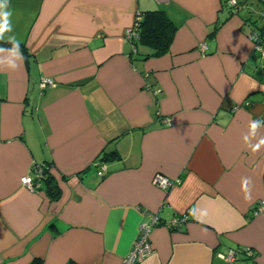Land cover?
<instances>
[{"label": "crops", "instance_id": "crops-1", "mask_svg": "<svg viewBox=\"0 0 264 264\" xmlns=\"http://www.w3.org/2000/svg\"><path fill=\"white\" fill-rule=\"evenodd\" d=\"M247 3L234 13L227 0H9L0 264H121L148 213L186 220L179 230L155 226L141 264H264V211L254 213L264 145L252 150L264 123L249 127L264 121V53L248 38L264 25V0ZM152 10L176 31L165 54L145 57L151 48L133 51L124 33ZM12 36L27 54L1 45ZM41 78L54 83L41 90ZM112 151L100 176L95 162ZM45 162L56 198L20 184ZM157 173L181 182L162 190ZM230 249L252 256L217 257Z\"/></svg>", "mask_w": 264, "mask_h": 264}, {"label": "built area", "instance_id": "built-area-1", "mask_svg": "<svg viewBox=\"0 0 264 264\" xmlns=\"http://www.w3.org/2000/svg\"><path fill=\"white\" fill-rule=\"evenodd\" d=\"M155 1L158 2L160 0H155ZM227 4L234 11L238 9L236 0H227ZM142 15L143 14L141 13H137L132 26L127 28L124 33L125 37L131 44L132 50H134L132 40H135L138 37V27ZM248 38L252 41L255 49H257L261 53H264V51H262V46H261L262 41L254 30H251L248 33ZM204 47H205L204 44L200 45L201 50H203ZM53 83L54 82L52 79L41 78L38 82V86L41 90H43L46 87L52 86ZM157 92L158 90L155 91V93ZM163 122L167 125L170 124L168 118L163 119ZM41 164L42 163H33L31 165L29 173L20 178V184L23 187L27 188L30 191H39V186H40L39 180L43 176V167ZM95 165L99 167V175L102 176L103 173L105 172L104 165L100 163H96ZM180 182L181 180L179 178L170 179L160 173L155 174L154 177L152 178L153 185L157 186L162 190H167L168 188L174 185L180 184ZM261 211H264V199L259 200L254 207V213ZM185 220H186V216L181 215L167 221H161L155 213H148L146 220L139 224L133 245L130 251L126 254V256L122 258L121 264H141L152 253L150 234L155 226L163 225L168 230H179L180 225L184 223ZM240 251L230 249L226 252L223 251L217 252L216 255L221 260H224L225 262L228 263H232L238 260L239 255L241 254H244L247 257L252 256V253L249 250H243L241 252Z\"/></svg>", "mask_w": 264, "mask_h": 264}, {"label": "trees", "instance_id": "trees-1", "mask_svg": "<svg viewBox=\"0 0 264 264\" xmlns=\"http://www.w3.org/2000/svg\"><path fill=\"white\" fill-rule=\"evenodd\" d=\"M247 1L248 0H236L238 9H236L235 11L231 7L229 8L233 10L234 13H238L240 10L247 7ZM141 14L143 15L139 22L138 37L135 40H132L134 48L133 51H136L138 45H144L151 48V52L144 55L145 57H158L165 54L168 51L169 45L171 44V41L173 39V35L176 31V26L161 10L146 11ZM252 30H254L258 34L261 41L264 42V25ZM1 45L9 49L13 48V42L10 41L2 42ZM17 48L19 51L27 54L22 44L19 43L17 45ZM114 156H117L114 151L104 153L101 159L97 160L95 164H102L103 161L111 159ZM41 165L43 167V176L39 180V190L45 189L51 198H56L58 195V191L56 190V186L53 183V176L50 170L51 164L45 162ZM69 264L75 263L70 262Z\"/></svg>", "mask_w": 264, "mask_h": 264}, {"label": "clouds", "instance_id": "clouds-1", "mask_svg": "<svg viewBox=\"0 0 264 264\" xmlns=\"http://www.w3.org/2000/svg\"><path fill=\"white\" fill-rule=\"evenodd\" d=\"M12 16V12L9 10V0H0V40L3 39V34L6 31H11L10 25H9V18ZM9 41L13 42V48L11 49L12 56H15L18 52L17 45L20 43L15 36L9 37ZM0 51H3V49H0ZM8 64L11 68H15L16 65L13 63L11 59H9ZM264 123V121H253L250 123L249 127L251 132L254 134L256 128L261 124ZM264 145V139H261L259 144H257L255 147L252 148L253 152H256L259 150L260 146ZM248 183L249 178H245L242 181V190L245 192V198L250 199V194L248 192ZM190 215L192 213L190 212ZM207 215L206 210H202L201 216L197 219H202L204 216ZM196 218V217H194Z\"/></svg>", "mask_w": 264, "mask_h": 264}]
</instances>
